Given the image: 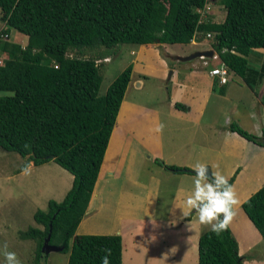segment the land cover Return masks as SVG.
Returning <instances> with one entry per match:
<instances>
[{
  "label": "trees",
  "instance_id": "1",
  "mask_svg": "<svg viewBox=\"0 0 264 264\" xmlns=\"http://www.w3.org/2000/svg\"><path fill=\"white\" fill-rule=\"evenodd\" d=\"M207 3L0 0L2 33L10 35L14 29L27 36L24 46L0 40V54L5 55L0 62V90L12 92L0 96V147L24 157L25 164L53 160L73 176L71 188L61 201L49 199L46 210L34 213L43 228L29 227L20 234L22 239L36 242L32 264H39L46 256L42 251L45 241L69 252L67 264H101L105 249L111 250L110 264H122L120 235L74 234L90 201L132 65L126 66L100 95L99 65L96 58L81 56L83 50L102 48L97 55L105 58L110 49L117 52L125 43L185 44L210 33L211 48L228 67V73L238 74L251 88L260 87L264 62L258 67L251 62L252 56L261 55L255 54V49L264 50V0H219L224 19L199 22L198 9ZM73 51L78 55L69 56ZM160 54L166 59L162 50ZM175 106L183 108L177 103ZM229 129L264 147V132L257 136L236 123ZM164 166L190 173L187 167ZM242 209L264 242V185L242 203ZM197 253V264H244L229 227L220 234L210 228L203 232Z\"/></svg>",
  "mask_w": 264,
  "mask_h": 264
},
{
  "label": "crops",
  "instance_id": "2",
  "mask_svg": "<svg viewBox=\"0 0 264 264\" xmlns=\"http://www.w3.org/2000/svg\"><path fill=\"white\" fill-rule=\"evenodd\" d=\"M209 9L206 20L221 22L216 21L214 9L211 6ZM24 42H27L26 35ZM211 42L197 38L191 40L190 44L202 45L204 50L211 48ZM176 44L182 43L161 44L166 59L161 56L157 43L140 44L136 50L129 49V55L136 54L130 63V81L86 212L74 234H118L121 236L123 258L128 249L138 253L147 239L156 244L154 233L162 229L164 233L159 235L160 240L174 246V249L172 259H163L161 263L155 264H179L180 261L187 264L190 260L197 263L198 253L195 251L199 236L204 231L201 233L203 225L199 223L196 212L190 219H186L178 207L186 192L193 189L195 174L179 173L178 191L172 195L168 214L158 216L156 197L161 179L155 174H160L158 171L161 170L157 168L156 173L151 172L155 176H151L150 182L144 184L139 176L144 162H148L146 159H163L160 164L162 166H183L190 170H193L195 164L202 163L210 167L211 173L219 170L228 178L236 172L231 185L241 201V208L242 203L264 185V147L229 129L231 123H236L249 133L262 135L264 81L260 87L251 88L232 71L233 76L229 77L228 73L227 82L220 83L217 77L209 73L211 68L220 64L217 58L209 60L208 65L200 58L187 62L169 60V63L167 54H177L168 51L167 45ZM215 60L217 65L212 64ZM148 73L157 75L154 78L157 80L153 92L156 98L152 101L154 103L137 100L141 97L138 90L144 87ZM166 75L168 80L163 79ZM163 81L170 82L172 86L167 95L161 98V91L166 90ZM131 86L135 92L128 94ZM176 103L183 108L175 106ZM242 120L249 124L244 125ZM161 124L163 130L157 132L156 128ZM30 162L32 168L49 163L34 165ZM66 177L63 178V189L58 193L61 199L73 181L71 174L68 173ZM133 188L136 190L132 191ZM242 211V216L236 215L233 219L235 226L229 224L228 227L238 243V253L243 263L262 264L264 259L261 261L255 257H245L255 243L264 242L259 231ZM179 247H185V250ZM178 255L181 258H177Z\"/></svg>",
  "mask_w": 264,
  "mask_h": 264
},
{
  "label": "rangeland",
  "instance_id": "3",
  "mask_svg": "<svg viewBox=\"0 0 264 264\" xmlns=\"http://www.w3.org/2000/svg\"><path fill=\"white\" fill-rule=\"evenodd\" d=\"M208 1L209 7L211 6L214 9L213 13L216 16V21H222L225 16V10L219 3V0ZM207 12H210V9H208ZM3 28L4 22L0 19V31H2ZM198 37L197 38L201 41L208 39L210 42L213 39L212 36L208 37L207 34L201 37L199 35ZM9 40L20 43L22 46L26 44L24 42V35L14 29H11ZM167 46L168 51L182 56L190 54L196 50H202V48H204L202 45L190 44V42ZM156 47H159V51L162 48L161 44H158ZM118 48L120 50L118 51L116 49L117 52L115 51V48L110 49L107 53V57L105 58L97 55L98 52L102 51V48H96L95 50L86 48L82 52L81 56L94 57L96 58V62L99 65V72L102 76L99 89L100 95L105 94L107 87L113 81V79L124 68H126V66H128L131 63V60L136 56V54L129 55V49L134 48L136 50L138 47L136 44L125 43L119 45ZM254 53L261 54L260 56H252V60L254 62H251V64L255 67H258L264 62V50L255 49ZM68 55L76 56L78 54L73 51ZM108 57L110 60H108ZM195 61L197 62V60ZM216 62L217 60L213 61L212 64L217 65L218 62L217 64ZM148 74L149 75L143 74L146 75L147 81L144 84V87L138 90V92L141 94V97L137 100L143 101L145 103H154L152 101H155L156 98L153 96V92L156 90L157 86V80L154 78L157 77V75L152 73ZM230 76H233L232 71H229V77ZM163 79L168 80V76L166 75L165 78L163 76ZM163 83L166 85V90L161 91V98L167 95V91L171 90L172 86L170 82L163 81ZM133 86H135V84ZM133 86H131V88L128 90V94H133L135 92V88ZM11 94V91L0 90V96ZM243 123L244 125L249 124L247 121H243ZM146 160L148 162H144V167L140 171L139 178L143 180L144 184L150 182L151 176L156 175L161 179V183L158 186V195L156 197V202H158L156 206V214L158 216H166L168 214L172 195L178 191L176 189L179 187L178 183L180 182V179H178L179 173L185 174V172H172V170L160 165L163 163V159H157V161H154V159L149 158ZM25 162L26 159L18 153L14 151H6L0 147V264H7L4 256L5 244H7V251L16 253L20 264L33 263L36 253V242L33 239H22L20 234L23 231H26L29 227L43 228L42 225L35 221L33 217L34 213L38 209L46 210L49 199L54 198V200L56 199L55 201L61 199L62 196H59L58 193H60L63 189V178H67L66 176L69 173L56 162L50 160L45 166H35L31 169V173L29 175H24L21 172V169ZM168 163L173 164L171 162ZM157 168L161 170L158 171L160 174H152L156 173ZM235 173L236 172H234L229 177V179L235 175ZM134 190H136V188L132 189V191ZM242 214V208L239 206L237 215L242 216ZM230 225L232 227L235 226L233 220L231 221ZM201 228L202 233L203 231L205 232L207 229H209L210 226L203 225ZM161 233H164L162 229L156 230V233H154L156 236H153V238H156V244L151 243L147 239L144 247L138 253L133 252L132 249H128L127 255H124L122 258V264H155L161 263V260L163 259H172L171 253L172 249H174V246L172 247L171 245L164 244L159 238ZM179 249L185 250V247H179ZM195 253L197 254V249ZM43 255L46 256L41 257L39 264H67L69 252H64L62 250H51L47 253L44 252ZM245 257L247 259L248 257H250V259L255 257L254 259L258 258L263 261L264 243H255V245L249 249V253ZM177 258H181V256L178 255ZM154 260L157 262H154ZM180 263L182 264V261H180L179 264ZM187 264L197 263L190 260Z\"/></svg>",
  "mask_w": 264,
  "mask_h": 264
},
{
  "label": "clouds",
  "instance_id": "4",
  "mask_svg": "<svg viewBox=\"0 0 264 264\" xmlns=\"http://www.w3.org/2000/svg\"><path fill=\"white\" fill-rule=\"evenodd\" d=\"M163 130V125L156 128L157 132ZM31 162L26 163L21 171L24 175L31 173ZM195 179L193 189L186 192L178 207L187 217L193 211L198 214L201 225L210 226L215 234L226 230L237 215V209L241 203L233 185L229 184V178L217 170L209 175V169L205 164L197 163L193 166ZM4 256L7 264H20L15 252L7 251L4 245ZM111 250L105 249V255L101 258V264H110Z\"/></svg>",
  "mask_w": 264,
  "mask_h": 264
},
{
  "label": "built area",
  "instance_id": "5",
  "mask_svg": "<svg viewBox=\"0 0 264 264\" xmlns=\"http://www.w3.org/2000/svg\"><path fill=\"white\" fill-rule=\"evenodd\" d=\"M208 9H209L208 3L204 6V8L198 9V11L200 12V15H201L199 22H201V21H203V19H205V16H206ZM207 36L209 37V36H211V34L207 33ZM9 38H10L9 34H7V33L4 34V33H2V31H0V40H9ZM4 58H5V55L0 54V62ZM215 58L218 59L216 54H214L212 58H201V59L204 60L205 65H208V61L215 59ZM54 66L57 67L56 64ZM209 73H210V75L217 77L220 83H226L227 82L228 67L223 62L220 61L219 65L211 68L209 70Z\"/></svg>",
  "mask_w": 264,
  "mask_h": 264
},
{
  "label": "water",
  "instance_id": "6",
  "mask_svg": "<svg viewBox=\"0 0 264 264\" xmlns=\"http://www.w3.org/2000/svg\"><path fill=\"white\" fill-rule=\"evenodd\" d=\"M214 54H215V51L212 48H209V49H204V50H196V51H193L190 54H187L184 56L167 54V58L169 60H173V61L187 62V61L194 60L196 58H212ZM51 158H52V156H51ZM207 167L209 169V175H210L211 174L210 167L209 166H207ZM190 173H194L193 170H190ZM62 249H63V246L50 245L46 241L42 245V251L45 253H47L51 250L60 251Z\"/></svg>",
  "mask_w": 264,
  "mask_h": 264
}]
</instances>
